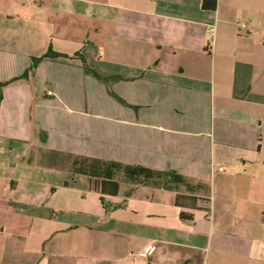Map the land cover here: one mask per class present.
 Segmentation results:
<instances>
[{"label":"crops","instance_id":"1","mask_svg":"<svg viewBox=\"0 0 264 264\" xmlns=\"http://www.w3.org/2000/svg\"><path fill=\"white\" fill-rule=\"evenodd\" d=\"M203 1L0 0L1 81L62 54L0 90V264H264V0Z\"/></svg>","mask_w":264,"mask_h":264},{"label":"trees","instance_id":"2","mask_svg":"<svg viewBox=\"0 0 264 264\" xmlns=\"http://www.w3.org/2000/svg\"><path fill=\"white\" fill-rule=\"evenodd\" d=\"M203 7L206 9H215L216 7V0H204L203 1ZM59 55H62L59 52H56L52 49H49L45 54L39 57H33L31 65L19 76L14 77L8 81H1L0 80V90L4 86H6L9 82L14 81L18 78L26 77L29 74V71L35 69L37 65L45 58L47 57H57ZM85 70L87 73L92 74L97 79L105 82L107 86L109 87V78L108 76L102 74L98 70H95L93 68H89L88 66L85 67ZM1 99V96H0ZM43 140L45 141L46 138L43 137ZM123 165L120 162L117 161H103V160H97V159H90L89 157L82 156L80 158H75L73 161V171L75 173H82V174H88L92 176H100V177H107L111 178L115 171L117 169H121ZM123 172L125 177H128L130 179L138 180V179H145L150 180L153 178H164L167 175V172L160 171V170H153L145 166L141 165H126L123 168ZM172 177L174 180L179 181H185L186 179L183 176L176 175L172 172Z\"/></svg>","mask_w":264,"mask_h":264},{"label":"built area","instance_id":"3","mask_svg":"<svg viewBox=\"0 0 264 264\" xmlns=\"http://www.w3.org/2000/svg\"><path fill=\"white\" fill-rule=\"evenodd\" d=\"M33 1H39V0H33ZM239 28L241 32H245L247 30V24L245 22H240L239 23ZM212 34H214V28H212ZM222 169V168H220ZM153 248V245L150 244L148 245L145 250H143L142 252L138 253L139 257H144L146 254H148Z\"/></svg>","mask_w":264,"mask_h":264},{"label":"rangeland","instance_id":"4","mask_svg":"<svg viewBox=\"0 0 264 264\" xmlns=\"http://www.w3.org/2000/svg\"><path fill=\"white\" fill-rule=\"evenodd\" d=\"M108 90H109L110 95H112V96H116L115 92H113L111 89H108ZM116 97H118V96H116ZM103 110H107V113L110 112V109H108V108H105V109H103ZM110 113H111V112H110Z\"/></svg>","mask_w":264,"mask_h":264}]
</instances>
